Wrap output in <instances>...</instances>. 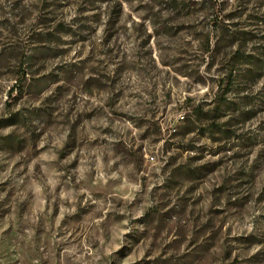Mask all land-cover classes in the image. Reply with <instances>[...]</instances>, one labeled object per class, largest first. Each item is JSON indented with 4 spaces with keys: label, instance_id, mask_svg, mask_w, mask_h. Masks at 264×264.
Instances as JSON below:
<instances>
[{
    "label": "rangeland",
    "instance_id": "1",
    "mask_svg": "<svg viewBox=\"0 0 264 264\" xmlns=\"http://www.w3.org/2000/svg\"><path fill=\"white\" fill-rule=\"evenodd\" d=\"M0 264H264V0H0Z\"/></svg>",
    "mask_w": 264,
    "mask_h": 264
}]
</instances>
